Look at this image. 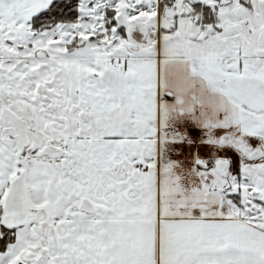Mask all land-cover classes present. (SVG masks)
I'll list each match as a JSON object with an SVG mask.
<instances>
[{
	"label": "snow or ice",
	"instance_id": "6c2138e0",
	"mask_svg": "<svg viewBox=\"0 0 264 264\" xmlns=\"http://www.w3.org/2000/svg\"><path fill=\"white\" fill-rule=\"evenodd\" d=\"M0 264H264V0H0Z\"/></svg>",
	"mask_w": 264,
	"mask_h": 264
}]
</instances>
